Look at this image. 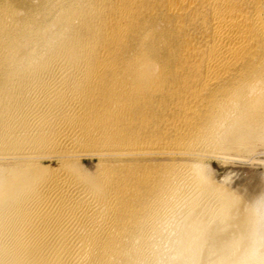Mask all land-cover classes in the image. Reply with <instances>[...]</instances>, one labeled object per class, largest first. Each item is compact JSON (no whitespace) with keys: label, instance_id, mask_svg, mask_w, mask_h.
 <instances>
[{"label":"bare ground","instance_id":"6f19581e","mask_svg":"<svg viewBox=\"0 0 264 264\" xmlns=\"http://www.w3.org/2000/svg\"><path fill=\"white\" fill-rule=\"evenodd\" d=\"M259 148L264 0H0V264H264Z\"/></svg>","mask_w":264,"mask_h":264},{"label":"rangeland","instance_id":"374dc122","mask_svg":"<svg viewBox=\"0 0 264 264\" xmlns=\"http://www.w3.org/2000/svg\"><path fill=\"white\" fill-rule=\"evenodd\" d=\"M263 152H264V149L259 148L258 152L253 154L252 157L251 156L245 157L243 154L242 156L240 155L241 156L240 157L237 153L238 158L236 156H229V157L226 156V159L212 158L211 160L209 159L207 162L208 164H210L209 166L212 167L214 177L218 181L222 180L223 182L226 176H229L232 174V177H235V179L233 178V183H237V184L240 183L242 187L246 188L245 192L254 191L253 194L257 195L256 193L258 192H255V189L257 188V186H259V190H258L259 192L264 191V179H263L264 178V153ZM84 164L86 165V167H89L88 169L90 171L94 170L93 172H95L96 160L95 161L86 160ZM220 175L221 177L223 176L224 178L223 177L221 178ZM247 186L248 187L250 186L249 187L250 189Z\"/></svg>","mask_w":264,"mask_h":264}]
</instances>
